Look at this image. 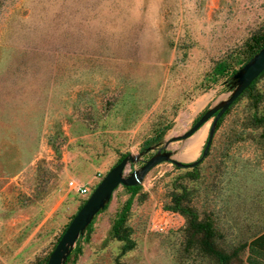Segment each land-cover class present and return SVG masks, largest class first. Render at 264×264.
Returning a JSON list of instances; mask_svg holds the SVG:
<instances>
[{
    "label": "rangeland",
    "instance_id": "rangeland-1",
    "mask_svg": "<svg viewBox=\"0 0 264 264\" xmlns=\"http://www.w3.org/2000/svg\"><path fill=\"white\" fill-rule=\"evenodd\" d=\"M261 38L264 0H3L0 264H45L89 198L70 182L94 190L100 165L155 148L127 171L140 168L183 114L193 116L175 134L231 91L232 72ZM260 117L264 75L225 114L199 165L163 162L146 175L127 221L132 250L119 257L124 241L112 231L130 194L120 186L66 264H218L176 208L183 193L181 205L212 224L219 248L232 252L263 233ZM185 144H171L174 158H199L202 148L180 158ZM247 254L231 264H248Z\"/></svg>",
    "mask_w": 264,
    "mask_h": 264
},
{
    "label": "water",
    "instance_id": "water-1",
    "mask_svg": "<svg viewBox=\"0 0 264 264\" xmlns=\"http://www.w3.org/2000/svg\"><path fill=\"white\" fill-rule=\"evenodd\" d=\"M263 71L264 46L232 75L230 78L231 91L207 110L189 130L182 134L171 135L165 141V144L159 147L149 159L144 160V164L140 168L127 171L128 167L143 160V155L155 148L148 147L139 154H129L114 165L103 176L92 194L86 199L70 222L65 233L49 255L46 264H66L79 237L86 233L95 216L110 203L120 186L142 185L146 175L163 162H172L178 167H195L199 165L209 152L220 118ZM212 118L214 119L199 158L189 163L174 158V151L170 148L171 144L175 141L189 139ZM179 126L178 124L177 128Z\"/></svg>",
    "mask_w": 264,
    "mask_h": 264
},
{
    "label": "trees",
    "instance_id": "trees-1",
    "mask_svg": "<svg viewBox=\"0 0 264 264\" xmlns=\"http://www.w3.org/2000/svg\"><path fill=\"white\" fill-rule=\"evenodd\" d=\"M2 4H3V0H0V6ZM255 43H256L257 47L253 51V53L250 55V57L246 60V62L252 56H254L264 46V38L256 40ZM246 62H244V64ZM242 66H240V68ZM237 70H234L232 72V75ZM232 75H231V77H232ZM263 75H264V71L260 74V76L258 78H256L251 83V85L238 97V99L241 96H243L246 92H248V90L251 89L253 87V85L258 81V79L261 78ZM228 84H229V87H230V79L228 80ZM228 110L225 112V114L228 112ZM225 114L218 121L217 128L222 123V120H223ZM256 121L258 123H260V124H263L264 123V117L256 118ZM127 155H129V154H125L124 156H122L114 165H116L118 162H120ZM124 187L128 190V192L130 194H129V197L127 198V200L125 201L122 209L117 213L115 221H114L113 226H112L113 235L119 241H124V244H123V246L121 248V252L119 254V257H120V255H124L127 251L132 250L135 247V241L130 237L131 233H132V230H131V227L127 225V221H128V218H129V215H130V211H131L133 203H134V199H135L136 195L138 194L139 189L142 187V185L124 186ZM185 195H186V193H183L181 195L176 196V198H175L176 208H177V210L181 211L185 216H187L189 218V227L191 228L192 235L196 236L198 234H201L200 241H201V244H202L203 248L209 254H211L212 256H214L217 259L218 264H231V262H232V260L234 258H237V259L240 258L239 253H240V251L242 249H245V248H248V253L249 254L247 256V260L246 261L249 264H264V232L262 234H260L259 236L255 237L254 239H252L249 243L242 244L241 246H239L238 248H236L232 252H227V251L219 248L215 244V241H214V230H213L212 224L209 223V222H202L201 220L198 219V214L194 210H192L189 207H184V206L181 205V201L184 199ZM83 204L79 207L78 211L83 206ZM108 206H109V204L104 209H102L99 213L105 211L108 208ZM75 215L72 217L70 222L73 220ZM70 222L67 224V226L65 227V229L61 233L60 237L58 238V241L61 239L62 235L65 233V231H66L67 227L69 226ZM92 223H93V221H92ZM92 223L88 226L86 232H88L90 230V228L92 226ZM83 236L84 235L80 236L79 239L82 238ZM58 241H57V243H58ZM57 243L55 244L54 248L56 247ZM54 248H53V250H54ZM51 252H50V254H51ZM49 255L46 258L45 264L47 263ZM70 256H71V254H70ZM70 256L68 257V259L70 258ZM118 258H117V263L118 264H123V263H121L118 260Z\"/></svg>",
    "mask_w": 264,
    "mask_h": 264
},
{
    "label": "bare ground",
    "instance_id": "bare-ground-1",
    "mask_svg": "<svg viewBox=\"0 0 264 264\" xmlns=\"http://www.w3.org/2000/svg\"><path fill=\"white\" fill-rule=\"evenodd\" d=\"M192 116L193 114L190 113L183 114L178 120V124L180 125V127L185 126ZM208 124L201 127L193 136H191L188 140H186V144L184 148L185 150L183 153L179 155L180 158L185 160H191L199 155V152L205 142V139L208 136ZM175 129L177 128H174V130L170 133L171 135L176 133Z\"/></svg>",
    "mask_w": 264,
    "mask_h": 264
},
{
    "label": "built area",
    "instance_id": "built-area-1",
    "mask_svg": "<svg viewBox=\"0 0 264 264\" xmlns=\"http://www.w3.org/2000/svg\"><path fill=\"white\" fill-rule=\"evenodd\" d=\"M70 185L79 193H81L84 197H88L92 194L93 188L83 186V185H78L77 183H74L73 181L70 182ZM166 225L165 223H162L159 225V228L164 229ZM161 226V227H160Z\"/></svg>",
    "mask_w": 264,
    "mask_h": 264
},
{
    "label": "crops",
    "instance_id": "crops-1",
    "mask_svg": "<svg viewBox=\"0 0 264 264\" xmlns=\"http://www.w3.org/2000/svg\"><path fill=\"white\" fill-rule=\"evenodd\" d=\"M106 165V164H105ZM105 165H100V167H98V168H96V170L95 171H97V170H101L102 172L101 173H98L100 176H104L114 165H111L110 167H106ZM96 181H98V178H97V176L95 175V183H96ZM88 187H90V186H88ZM262 234V233H261ZM259 236V235H258ZM257 237V236H256ZM254 239V238H253ZM249 254V253H248ZM248 254H247V256H248ZM247 256H246V260H247ZM248 263V262H247ZM249 264V263H248Z\"/></svg>",
    "mask_w": 264,
    "mask_h": 264
}]
</instances>
